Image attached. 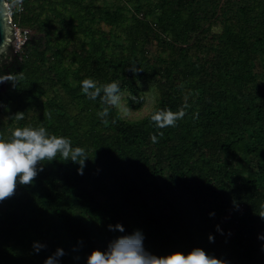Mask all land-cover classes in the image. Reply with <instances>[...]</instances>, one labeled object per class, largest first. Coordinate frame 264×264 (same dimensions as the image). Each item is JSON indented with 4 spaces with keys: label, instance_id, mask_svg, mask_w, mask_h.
<instances>
[{
    "label": "trees",
    "instance_id": "16d2710c",
    "mask_svg": "<svg viewBox=\"0 0 264 264\" xmlns=\"http://www.w3.org/2000/svg\"><path fill=\"white\" fill-rule=\"evenodd\" d=\"M197 2L158 0L150 21L138 16L150 13L142 0H25L18 19L35 31L23 58L0 60V75L16 76L0 84V137L43 126L89 159L79 175L58 156L0 203V264H44L57 248L60 264H86L93 249L137 229L158 256L201 247L229 264H264V0ZM153 39L159 51L149 57ZM85 78L117 82L134 109L150 82L159 101L128 119L88 99ZM185 104L176 127L150 119ZM117 223L124 233L108 230ZM34 242L46 248L36 253Z\"/></svg>",
    "mask_w": 264,
    "mask_h": 264
},
{
    "label": "clouds",
    "instance_id": "9594fccd",
    "mask_svg": "<svg viewBox=\"0 0 264 264\" xmlns=\"http://www.w3.org/2000/svg\"><path fill=\"white\" fill-rule=\"evenodd\" d=\"M19 4H22V0H13V6ZM131 70L136 71L134 67ZM5 82L15 85L16 76L14 74L0 75V84ZM81 91L90 100L100 98L103 104L120 108L122 94L119 84L115 81L98 85L92 78H85L81 81ZM187 107L188 105L185 104L175 112L170 108L160 109L152 114L150 119L159 129L176 127L177 122L186 115ZM108 114L107 107L98 112V116L102 119ZM45 117L51 118L49 113H45ZM15 118L23 120L24 113H16ZM104 122L107 123L106 120ZM160 135L162 136L163 133L161 132ZM151 139L153 143L157 142L156 135H153ZM58 156L61 161L78 164V174H84L86 161L89 159L87 153L83 147H74L68 137L51 134L43 126L17 127L12 131L10 139L0 137V203L13 197L18 186L32 185L39 172L43 171V164L57 160ZM209 215L214 217L215 212ZM259 216L264 219V212H261ZM108 230L125 232L124 226L119 223L109 224ZM216 230L223 235L219 225L216 226ZM144 239L145 236L139 229L131 234L117 236L108 243L105 250L93 249L87 257L86 264H229L224 259L209 255L201 247H194L187 254L172 252L158 256L145 248ZM258 239L264 240V234L259 235ZM209 242H215V237L211 234ZM80 243L82 244L83 241ZM44 248L46 245L40 242L33 244L36 253ZM65 254L63 248H57L55 253L45 259L44 264H60V259Z\"/></svg>",
    "mask_w": 264,
    "mask_h": 264
},
{
    "label": "rangeland",
    "instance_id": "374dc122",
    "mask_svg": "<svg viewBox=\"0 0 264 264\" xmlns=\"http://www.w3.org/2000/svg\"><path fill=\"white\" fill-rule=\"evenodd\" d=\"M93 3L97 4V5H114L116 3H120V4H124L126 2V0H92ZM158 0H142V3H144L146 5V8L149 9L150 13L148 12V14L146 15L147 18L152 19L154 17V15L151 13L152 11H156V2ZM203 2L206 1V4L203 5H208L209 1L207 0H198V2ZM85 2L89 3L91 2V0H85ZM198 2L196 5H198ZM215 2L218 3V0H215ZM129 7H131V4H129ZM158 10V9H157ZM154 11V12H155ZM156 13H158L156 11ZM130 14V13H129ZM102 26L106 29L109 30L110 27L104 23H102ZM23 27V26H22ZM214 30H221V26L219 25H214L213 26ZM33 31H35L33 29ZM33 36V35H32ZM149 44V57H155L156 53L159 51V47H158V42L157 40L153 39L151 42L148 43ZM144 85V89H145V102L143 104V106L139 109H134L133 107H131L128 102H127V93L126 92H122V98H121V104H120V112L122 114V116H124L125 118L128 119H139V118H143L145 116H147L149 113H151L154 108L156 107L158 101H159V94L157 91V88L155 86H153V83H148ZM240 210V209H239Z\"/></svg>",
    "mask_w": 264,
    "mask_h": 264
},
{
    "label": "water",
    "instance_id": "95a60500",
    "mask_svg": "<svg viewBox=\"0 0 264 264\" xmlns=\"http://www.w3.org/2000/svg\"><path fill=\"white\" fill-rule=\"evenodd\" d=\"M18 41L17 27L11 19L7 0H0V60L2 64L20 55L17 49Z\"/></svg>",
    "mask_w": 264,
    "mask_h": 264
},
{
    "label": "built area",
    "instance_id": "2783aa9c",
    "mask_svg": "<svg viewBox=\"0 0 264 264\" xmlns=\"http://www.w3.org/2000/svg\"><path fill=\"white\" fill-rule=\"evenodd\" d=\"M7 4H8V9H9V12H10V15H11V19L15 25V27H17V31H18V38H19V41L17 44V49L19 50L20 52V55L19 57L20 58H23V46L25 44V42L33 35L34 31L33 29L30 27V26H23L20 24V21H19V16L21 14H23L26 10L25 8V0H22V4H19V5H16V6H13V0H7ZM138 16L142 19H148L150 21L154 20L153 18L152 19H149L147 18V16L145 15L144 12H140L138 14Z\"/></svg>",
    "mask_w": 264,
    "mask_h": 264
}]
</instances>
